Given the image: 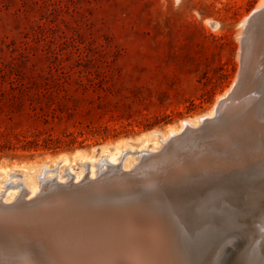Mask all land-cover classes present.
<instances>
[{"label": "rangeland", "instance_id": "374dc122", "mask_svg": "<svg viewBox=\"0 0 264 264\" xmlns=\"http://www.w3.org/2000/svg\"><path fill=\"white\" fill-rule=\"evenodd\" d=\"M259 1L0 0V167L51 164L61 154L70 158L77 149L91 152L204 114L237 80L245 52L240 24ZM257 28L254 23L248 37ZM257 59L246 57L241 83L254 97L256 115L242 123L259 125L255 143L232 136L233 144L222 147L228 125L215 128L226 124L218 111L212 122L184 134L183 147L163 155L181 154L191 164L207 157L196 195L177 193L185 200L179 204L161 190L163 211L141 195L169 218L175 264H213L215 258L216 264H264V52ZM32 140L37 144L25 142ZM145 166L125 178L130 188L145 185L154 170ZM113 175L99 183L113 188ZM222 188L234 194L226 195L231 209L212 198Z\"/></svg>", "mask_w": 264, "mask_h": 264}, {"label": "bare ground", "instance_id": "6f19581e", "mask_svg": "<svg viewBox=\"0 0 264 264\" xmlns=\"http://www.w3.org/2000/svg\"><path fill=\"white\" fill-rule=\"evenodd\" d=\"M254 23L259 33H251L253 35L248 37ZM240 25L241 45L245 49L241 54V70L247 72L246 57L257 59L260 52H264V0L258 2ZM247 38L250 40L248 52ZM240 79L238 74L237 80L215 97V103L204 114L185 118L179 126L168 125L165 131L154 129L134 138L119 139L113 144L106 142L94 150L92 148L91 152L77 149L70 158L61 154L51 164L36 163V167L22 170L0 167V203H12L8 212L0 215L7 217V220L0 218V264H175L176 256L170 249V221L160 212L163 204H160L158 192L169 191L176 202H180L179 192L183 197L191 193L196 195V185L203 178L201 172L209 161L200 156L194 159L195 164H191L192 159L190 163L182 162L181 154L169 160L163 155L186 140L183 138L185 133L209 124L218 111L219 114L223 112L224 116L221 115L226 124L216 123L215 128L221 131L228 125L221 131L222 147L233 144L232 136L246 138L253 145L260 127L256 121H251L250 127L242 123L254 119L256 107L252 89L243 88ZM191 154L184 155L191 157ZM162 159H165L164 163L157 167V161ZM143 165L154 170L147 171L143 178L145 185L130 188L131 183L125 179L127 172L136 173ZM108 173H114V179H111L113 188L99 183ZM88 184L91 195L85 192ZM46 187L54 190L44 196L41 193ZM141 195L154 199L158 205L154 207L160 211L153 210L148 199L143 200ZM226 195L235 198L228 188L219 189L212 198L219 197L218 202L228 203L227 209H231L234 202ZM183 202L179 204H185ZM13 252L15 255L20 252V256L13 257Z\"/></svg>", "mask_w": 264, "mask_h": 264}, {"label": "water", "instance_id": "95a60500", "mask_svg": "<svg viewBox=\"0 0 264 264\" xmlns=\"http://www.w3.org/2000/svg\"><path fill=\"white\" fill-rule=\"evenodd\" d=\"M241 57H242V56H241ZM242 63H243V61H242ZM242 65H243V64H242ZM242 67H243V66H242ZM243 69H244V68H243ZM245 73H246V72L240 70V73H239V77L241 78L240 80L243 81V77H244ZM242 81H241V83H242ZM241 83H240V85H241ZM127 173H128V175H127V177H128V176H132L135 172H131V171H129V172H127ZM85 192H86V193L89 192L90 195L92 194L91 189H90V187H89L88 185H86V187H85ZM11 204H12V203H0V215H5V213L8 212V211H7V208H9V207L11 206ZM16 210H17V209H14V212H16ZM21 213H22V212H21ZM0 218H1V219H4V220H7V217H5V216H0ZM96 250H98V249H96ZM217 262H218V258H215L214 261H213V264H216Z\"/></svg>", "mask_w": 264, "mask_h": 264}, {"label": "trees", "instance_id": "16d2710c", "mask_svg": "<svg viewBox=\"0 0 264 264\" xmlns=\"http://www.w3.org/2000/svg\"><path fill=\"white\" fill-rule=\"evenodd\" d=\"M43 120H46V118L43 117ZM46 140H50V138H46V139H44V144L47 143ZM25 142H27V143H34V144H37L35 140H32V141H25ZM57 142H58V141H57ZM3 148H5V146H4V145H0V149H3ZM8 148H10V147H8Z\"/></svg>", "mask_w": 264, "mask_h": 264}]
</instances>
